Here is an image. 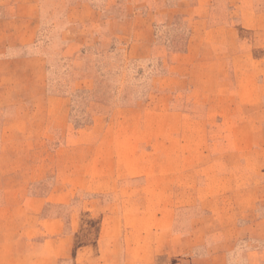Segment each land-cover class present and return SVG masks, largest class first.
<instances>
[{
    "label": "rangeland",
    "instance_id": "1",
    "mask_svg": "<svg viewBox=\"0 0 264 264\" xmlns=\"http://www.w3.org/2000/svg\"><path fill=\"white\" fill-rule=\"evenodd\" d=\"M36 8L25 52L53 97L34 98L24 67L0 72V253L264 264V0ZM14 91L23 109L5 112ZM52 232L53 263L32 245Z\"/></svg>",
    "mask_w": 264,
    "mask_h": 264
},
{
    "label": "crops",
    "instance_id": "2",
    "mask_svg": "<svg viewBox=\"0 0 264 264\" xmlns=\"http://www.w3.org/2000/svg\"><path fill=\"white\" fill-rule=\"evenodd\" d=\"M37 0H0V72L4 67H8V64L19 65L20 71L25 75L29 74L32 79V86L34 87V98L37 96H47L52 98V94L48 92L46 87L45 76V61L43 54L38 49L35 51L25 52L26 48L35 47L37 39ZM37 48V46L35 47ZM5 71V70H3ZM48 92V93H47ZM16 91L9 93L8 104H4L5 112L14 111L15 109H23L18 104H13L11 101ZM5 95V93H4ZM44 96V97H45ZM48 102L44 103L47 106ZM2 156V155H0ZM33 198L38 199L35 195ZM51 223H57L58 217H50ZM53 232L50 236L45 237L44 241L39 245L38 243L32 244L34 246L33 256L44 257L46 254H50L51 259L49 261L53 263L55 259L61 256L60 252L48 247L47 243L52 240ZM18 252H22L23 247ZM14 251L10 254L8 251L0 253L3 257H0V262H6L7 264H14L16 257L22 256ZM224 255L223 251H216L213 255L212 264H221L219 260Z\"/></svg>",
    "mask_w": 264,
    "mask_h": 264
}]
</instances>
